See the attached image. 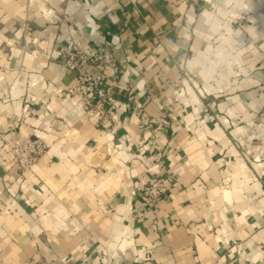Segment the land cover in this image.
<instances>
[{
  "label": "crops",
  "instance_id": "obj_1",
  "mask_svg": "<svg viewBox=\"0 0 264 264\" xmlns=\"http://www.w3.org/2000/svg\"><path fill=\"white\" fill-rule=\"evenodd\" d=\"M77 48L119 67L104 127ZM18 135L47 144L24 171ZM0 264H264V0H0Z\"/></svg>",
  "mask_w": 264,
  "mask_h": 264
},
{
  "label": "built area",
  "instance_id": "obj_2",
  "mask_svg": "<svg viewBox=\"0 0 264 264\" xmlns=\"http://www.w3.org/2000/svg\"><path fill=\"white\" fill-rule=\"evenodd\" d=\"M94 54V55H93ZM90 53L86 48H77L74 51L59 50L57 55L71 71L76 73L77 85L68 90L70 94L79 96L84 105L85 112L93 117L99 126H106L109 120L117 121L113 107L126 97L117 83L109 81L107 70L113 67L119 70L115 63L106 62L102 53ZM94 65L98 71L91 72L87 65ZM100 65V67H99ZM211 102H207V106ZM147 128L157 132L170 125L167 115L149 117L144 121ZM12 129L16 128L15 122L10 123ZM47 151V144L40 138L31 135H18L16 142L8 145L7 169L24 171L35 165ZM169 184L160 174L153 175L140 191L141 198L146 206H152L158 201L168 198Z\"/></svg>",
  "mask_w": 264,
  "mask_h": 264
},
{
  "label": "rangeland",
  "instance_id": "obj_3",
  "mask_svg": "<svg viewBox=\"0 0 264 264\" xmlns=\"http://www.w3.org/2000/svg\"><path fill=\"white\" fill-rule=\"evenodd\" d=\"M208 102V101H207Z\"/></svg>",
  "mask_w": 264,
  "mask_h": 264
}]
</instances>
